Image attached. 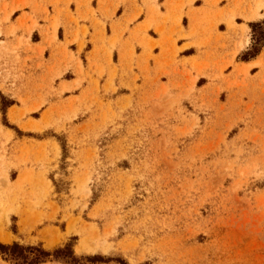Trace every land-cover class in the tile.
Instances as JSON below:
<instances>
[{
  "label": "rangeland",
  "instance_id": "rangeland-1",
  "mask_svg": "<svg viewBox=\"0 0 264 264\" xmlns=\"http://www.w3.org/2000/svg\"><path fill=\"white\" fill-rule=\"evenodd\" d=\"M249 27L237 61L264 44V18ZM23 41H0V242L71 243L75 259L39 264H264L263 71L197 58L140 75L130 63L101 86L104 68L79 60L83 38L37 73Z\"/></svg>",
  "mask_w": 264,
  "mask_h": 264
},
{
  "label": "crops",
  "instance_id": "crops-1",
  "mask_svg": "<svg viewBox=\"0 0 264 264\" xmlns=\"http://www.w3.org/2000/svg\"><path fill=\"white\" fill-rule=\"evenodd\" d=\"M258 2L263 6L258 8L257 15L249 17ZM150 8H153L151 16ZM178 14L180 19L175 21ZM263 18L264 0H0V41L17 44L22 37L30 49L24 45L19 52L31 56L29 64L37 73L36 64L41 56L45 72L55 69L63 65V46L75 56L78 45L74 38H83L85 45L78 54L79 60L84 69L89 64L88 58L92 69L104 68L105 73L93 75L101 86L110 70L116 68L117 74L127 72L130 63L132 72L141 75L148 62L152 64L150 71L155 73L171 60L178 64L179 70L180 63H189L188 69L197 58L215 65L226 61L223 72L235 67L242 72L243 66L249 64L248 74L256 77L264 72V44L247 60L237 61L236 56L251 45L249 23ZM54 35L61 45L49 43ZM245 37L248 42L239 47ZM67 72L72 70L53 79L56 90L75 79H65L63 75ZM63 95L69 97L71 91L66 90Z\"/></svg>",
  "mask_w": 264,
  "mask_h": 264
},
{
  "label": "trees",
  "instance_id": "trees-1",
  "mask_svg": "<svg viewBox=\"0 0 264 264\" xmlns=\"http://www.w3.org/2000/svg\"><path fill=\"white\" fill-rule=\"evenodd\" d=\"M258 51L254 50L251 55L254 56ZM243 59H246L244 57ZM10 104V103H8ZM0 256L10 264H39L45 262L48 258L52 257L58 259L61 257L74 258L71 243H66L63 248H56L52 252L44 250L41 246H23L16 242L12 244H6L0 242ZM90 262H105L101 256H92L89 258Z\"/></svg>",
  "mask_w": 264,
  "mask_h": 264
}]
</instances>
